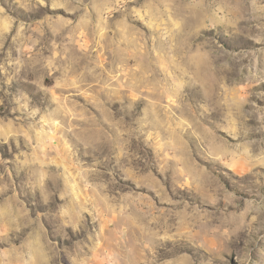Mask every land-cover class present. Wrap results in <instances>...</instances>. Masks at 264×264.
Instances as JSON below:
<instances>
[{"label": "rangeland", "instance_id": "374dc122", "mask_svg": "<svg viewBox=\"0 0 264 264\" xmlns=\"http://www.w3.org/2000/svg\"><path fill=\"white\" fill-rule=\"evenodd\" d=\"M0 264H264V0H0Z\"/></svg>", "mask_w": 264, "mask_h": 264}, {"label": "bare ground", "instance_id": "6f19581e", "mask_svg": "<svg viewBox=\"0 0 264 264\" xmlns=\"http://www.w3.org/2000/svg\"><path fill=\"white\" fill-rule=\"evenodd\" d=\"M229 243V242H228ZM232 243V242H231ZM225 245V244H224ZM227 245V244H226ZM216 249V248H215ZM217 250V249H216ZM214 256H216V255H214Z\"/></svg>", "mask_w": 264, "mask_h": 264}]
</instances>
